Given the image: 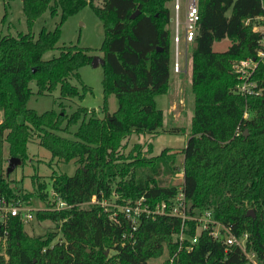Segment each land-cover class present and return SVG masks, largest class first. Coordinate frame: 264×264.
<instances>
[{
  "label": "trees",
  "instance_id": "obj_1",
  "mask_svg": "<svg viewBox=\"0 0 264 264\" xmlns=\"http://www.w3.org/2000/svg\"><path fill=\"white\" fill-rule=\"evenodd\" d=\"M8 1V0H4ZM173 0H24L28 32L0 38V198L23 204L29 194L14 190L6 174L9 158L20 165L27 160V145L33 136L52 158L78 164L72 176L52 174L48 199L46 184L33 179L37 198L47 208L57 200L71 208L35 213L50 221L56 231L29 236L20 216L0 220V264H147L163 255L162 264H246L236 246L200 232L191 250L179 249L182 222L177 217L142 215L135 230L121 212L98 204L116 196L125 203L143 196L150 205H172L179 186L168 184L175 173L176 153L163 149L147 157L134 147L126 157L119 150L123 139L154 134L163 123L155 97L166 93L172 58ZM264 0H198L199 20L190 45L191 89L194 107L183 155L181 189L191 205L188 214L211 211L213 219L231 235L247 234L246 251L264 264V63L252 80L259 95L241 96L234 89L238 77L232 66L256 58L260 33L253 31L264 17ZM90 6L102 23L104 38L99 48L104 61L102 117L77 108L69 116L46 111L38 114L26 104L33 90L43 96L59 88L63 99L82 95L78 69L88 65L91 49L64 46L49 60L42 56L54 49L62 23ZM49 9L60 13L53 31L42 29L36 38L33 21ZM136 16L132 18L135 14ZM228 39L223 52L212 45ZM195 45V46H194ZM83 87L82 91H87ZM114 95L117 108L109 113L106 99ZM246 112L248 117L244 118ZM77 126L74 139L57 132ZM244 133H247L244 137ZM7 153V156L4 153ZM151 152V146L147 150ZM252 211L254 217L247 213ZM116 212L114 218L110 214ZM187 236L194 224L184 222ZM222 233V232H221ZM223 236H226L222 233ZM57 235L60 238L56 239ZM5 244L3 247L2 244ZM112 251V255L106 252Z\"/></svg>",
  "mask_w": 264,
  "mask_h": 264
},
{
  "label": "rangeland",
  "instance_id": "obj_2",
  "mask_svg": "<svg viewBox=\"0 0 264 264\" xmlns=\"http://www.w3.org/2000/svg\"><path fill=\"white\" fill-rule=\"evenodd\" d=\"M24 0H0V38L3 36H17L19 33H27L26 17L23 12ZM95 4H99L101 0H93ZM183 11H181L182 21ZM60 21V13L51 15L49 9L37 17L31 25V33L36 38L42 29L53 31ZM104 38L102 23L94 14L90 6L83 7L78 13L68 17L61 25L59 39L53 50L43 54V60H49L59 54V50L64 46H76L79 48L91 49L89 55L101 58L99 48ZM230 45L228 39L220 42H215L212 49L215 52H223ZM171 72L169 86L166 93L155 97L156 107L163 112V123L154 134L132 135L127 139H123L119 153L122 157H126L134 147H138L141 154L147 157L158 155L163 149L168 148L173 153H176L175 173L167 174L165 179L168 184L181 186L183 176V155L181 150L186 144L190 130V120L192 117L194 101L191 89V63H190V46L187 52L183 44L179 45V72H175L172 68L174 59V47L171 49ZM186 58L184 59L183 58ZM239 63V62H237ZM80 82L74 79L70 82L76 86L82 98H66L60 97L59 88L52 93L38 96L35 94L36 87L34 82L30 83L33 90V95L27 101V108L36 111L38 114L46 111H55L60 113L63 109L66 115L72 114L77 108L87 109V118L92 115L94 117H102L101 109L104 103V94L102 89L103 68L101 65L93 66L90 64L82 66L78 69ZM253 75V74H252ZM252 75L244 86L246 96H256L259 94L253 93L255 82L252 80ZM242 84L238 78V83L234 89L238 92V87ZM83 87H87V91L83 92ZM255 92V91H254ZM238 94V93H236ZM241 95V94H238ZM107 109L112 113L117 108V100L114 95H108L106 99ZM248 117V114H246ZM1 116V114H0ZM77 126H71L68 132L58 131L57 133L67 139H74V132ZM38 138L33 136L27 145V160L24 164L16 165L8 174L9 180L12 183L14 190H19L20 194H29V199L22 204L23 207L32 209L34 217L32 220L24 223V229L29 236H42L48 232L56 231L55 226L50 221H39L35 217V213L47 208L44 201L37 198L36 188L33 184V179L46 184V191L49 194L48 199H52L50 190V177L52 174H66L72 176L78 164L74 161L62 162L52 158L50 153L38 144ZM151 146V152L147 150ZM5 156L7 153L5 151ZM7 165V163H5ZM116 196L110 199L101 200L102 206L108 208L115 203ZM60 238L57 235L56 239ZM4 247L5 244L3 243ZM112 255V251L106 252ZM0 255L3 251L0 250ZM167 250L164 249L163 255L158 258L150 259L147 264H162L167 259Z\"/></svg>",
  "mask_w": 264,
  "mask_h": 264
},
{
  "label": "built area",
  "instance_id": "obj_3",
  "mask_svg": "<svg viewBox=\"0 0 264 264\" xmlns=\"http://www.w3.org/2000/svg\"><path fill=\"white\" fill-rule=\"evenodd\" d=\"M264 6V3H263ZM181 11H183L181 21ZM263 23L256 25L253 31L260 33L261 37L259 40V50L257 51L256 58L241 60L239 63H235L232 66L233 72L241 80L242 84L238 87V94L246 96L245 91L247 90L244 86V82H247L249 77L254 73L259 63H264V17L260 18ZM199 20L198 15V0H173L172 1V16H171V27H172V46L174 47V59L172 62V68L175 72H179V45L185 46L187 52L188 47L193 43L195 37L196 26ZM253 93L259 94L257 84H254ZM247 113L244 112L243 117L246 118ZM102 201L92 199L90 204L100 205L104 211H108V208L102 206ZM71 208V205H67L65 202L57 200L56 204L48 209L59 211L63 209ZM121 212L128 220L132 229L135 230L138 223L140 222L141 216H172L177 217L181 220L182 226L178 234L179 249L184 248L185 250H191L192 247L197 243L200 232L206 231L215 240H222L228 246L238 247L246 256V264H261L254 252L246 251V240L247 234H243L241 237H236L230 234L229 229L223 226L221 223L213 219L211 211H205L195 215H189V204L185 200L184 194L181 187L178 188V193L172 201V205H167L165 202L156 203L150 205L143 196L139 197L134 201H127L125 203H114L111 207ZM111 218H114L116 212L110 214ZM20 216L23 223L30 221L34 217L32 209L23 207L21 204H14L7 201L4 198H0V220L5 221L9 217ZM192 222L194 224V234L187 236L185 232L186 225L184 222ZM226 236H223L222 233Z\"/></svg>",
  "mask_w": 264,
  "mask_h": 264
},
{
  "label": "water",
  "instance_id": "obj_4",
  "mask_svg": "<svg viewBox=\"0 0 264 264\" xmlns=\"http://www.w3.org/2000/svg\"><path fill=\"white\" fill-rule=\"evenodd\" d=\"M137 12L132 16V18H134L136 16ZM195 46V45H194ZM91 65L93 66H98V65H103L104 64V61L102 58H99V57H93L91 59ZM247 133H244V137H246ZM20 164V160L17 159V158H9L8 161H7V169H6V174L8 175L12 170L13 168ZM191 207V205L189 204V208ZM248 216H252L254 217V213L252 211H249L247 213Z\"/></svg>",
  "mask_w": 264,
  "mask_h": 264
},
{
  "label": "crops",
  "instance_id": "obj_5",
  "mask_svg": "<svg viewBox=\"0 0 264 264\" xmlns=\"http://www.w3.org/2000/svg\"><path fill=\"white\" fill-rule=\"evenodd\" d=\"M183 58H184V56H183ZM184 59H186V58H184Z\"/></svg>",
  "mask_w": 264,
  "mask_h": 264
}]
</instances>
